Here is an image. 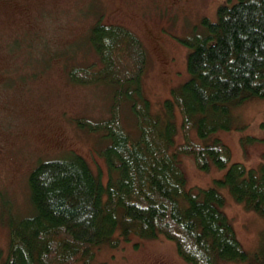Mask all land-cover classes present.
Wrapping results in <instances>:
<instances>
[{
	"label": "trees",
	"instance_id": "16d2710c",
	"mask_svg": "<svg viewBox=\"0 0 264 264\" xmlns=\"http://www.w3.org/2000/svg\"><path fill=\"white\" fill-rule=\"evenodd\" d=\"M229 1L218 8L217 21L204 18L203 31L187 41L190 77L166 99L164 116L135 96L147 69L139 36L121 25L92 27L89 44L101 68L77 66L69 75L77 84L113 89L106 119L76 120L108 141L102 151L108 184L77 153L40 161L28 177L33 212L10 222L9 251L0 264H92L96 249L118 248L131 235H162L190 264H264V238L251 255L222 209L227 189L235 201L264 215V165L231 163L227 144H200L189 136L192 129L204 139L230 129L233 108L251 97L264 99V0ZM128 103L133 129L124 116ZM176 109L185 141L175 145ZM180 154L194 156L204 171L212 165L226 169L224 177L208 188L188 187Z\"/></svg>",
	"mask_w": 264,
	"mask_h": 264
},
{
	"label": "rangeland",
	"instance_id": "374dc122",
	"mask_svg": "<svg viewBox=\"0 0 264 264\" xmlns=\"http://www.w3.org/2000/svg\"><path fill=\"white\" fill-rule=\"evenodd\" d=\"M226 2L230 1L0 0V262L8 255L10 222L33 212L28 177L40 161L77 153L108 184L102 153L108 141L79 127L76 120L106 119L113 89L77 84L69 75L77 66L101 68L89 44L92 27L98 22L121 25L139 36L147 52V69L141 95L135 96L148 100L162 116L173 89L190 77L187 41L203 31L204 18L217 21L218 8ZM130 104L124 106V116L133 129ZM174 113L176 145L185 136L181 114L178 109ZM232 116L230 129L206 139L192 129L189 136L200 144L220 140L232 151L231 163L259 168L264 165V99H247L232 109ZM179 160L190 188H208L226 172L214 165L209 171L201 170L192 155L180 154ZM222 191L226 200L222 209L243 249L253 255L264 238V215L235 201L229 190ZM92 264L190 263L179 255L176 243L162 235L151 239L131 235L118 248L96 249Z\"/></svg>",
	"mask_w": 264,
	"mask_h": 264
},
{
	"label": "bare ground",
	"instance_id": "6f19581e",
	"mask_svg": "<svg viewBox=\"0 0 264 264\" xmlns=\"http://www.w3.org/2000/svg\"><path fill=\"white\" fill-rule=\"evenodd\" d=\"M230 108V107H229ZM230 116V115H229ZM171 121H172V119H171ZM210 162H211V160H210Z\"/></svg>",
	"mask_w": 264,
	"mask_h": 264
}]
</instances>
